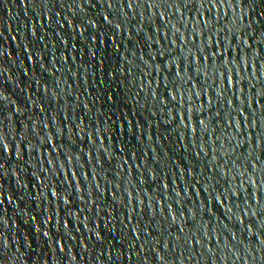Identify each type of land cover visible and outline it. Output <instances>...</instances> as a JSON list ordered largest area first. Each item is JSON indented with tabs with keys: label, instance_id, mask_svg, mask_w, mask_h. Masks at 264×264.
Here are the masks:
<instances>
[{
	"label": "water",
	"instance_id": "1",
	"mask_svg": "<svg viewBox=\"0 0 264 264\" xmlns=\"http://www.w3.org/2000/svg\"><path fill=\"white\" fill-rule=\"evenodd\" d=\"M0 264H264V0H0Z\"/></svg>",
	"mask_w": 264,
	"mask_h": 264
},
{
	"label": "snow or ice",
	"instance_id": "2",
	"mask_svg": "<svg viewBox=\"0 0 264 264\" xmlns=\"http://www.w3.org/2000/svg\"><path fill=\"white\" fill-rule=\"evenodd\" d=\"M129 7H131V5H129ZM149 7L151 8V7H153V5L150 4ZM164 18H165V17H164V15H163V13H161L160 19H164ZM104 19H105V21L108 22L109 24L111 23L110 21H108V17H107V16H105ZM197 23H199V21H198ZM93 27H94V25H93ZM205 27H207V24H205ZM116 28H117V30H120V25L117 24V25H116ZM193 33H194V32H193ZM165 35H166V33H165ZM194 35H195V33H194ZM195 36H196V35H195ZM196 37H199V36H196ZM208 39H211V37H209ZM202 54H203V52L198 51V55H202ZM218 55H220L219 52H213V56L211 57V59H212L213 61H215V60H216V57H217ZM213 57H214V58H213ZM192 59H193V62H194V63L197 62V56H193ZM204 59H205V62H207L208 59H209V57H208V56H204ZM224 68L227 69L228 66H227V65H224ZM177 76H178V77L180 76L179 71L177 72ZM228 85H229L230 88L233 86V79H232V75H231V70H229V74H228ZM177 92H179V89H177ZM196 95L199 96V93H196ZM181 102H184L183 96H181ZM229 103H230V102H229ZM190 104H191V98H190V101H189V107H190ZM200 122L202 123L203 121L201 120ZM236 126H237V128H239V124H237ZM217 139H218V138H217ZM5 151H7L6 148H5ZM53 195L55 196V193H53ZM233 195L235 196L236 193L233 192ZM217 200H219V197H217ZM65 202L68 203V200H66ZM173 221H175V217H173ZM133 232H135V229H133Z\"/></svg>",
	"mask_w": 264,
	"mask_h": 264
}]
</instances>
